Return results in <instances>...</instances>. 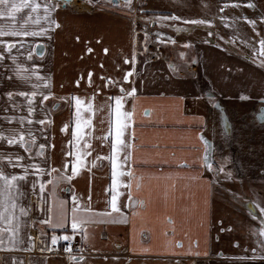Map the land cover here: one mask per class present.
Instances as JSON below:
<instances>
[{
  "label": "crops",
  "instance_id": "1",
  "mask_svg": "<svg viewBox=\"0 0 264 264\" xmlns=\"http://www.w3.org/2000/svg\"><path fill=\"white\" fill-rule=\"evenodd\" d=\"M61 1L31 0L35 12L0 17L5 32L38 33L0 36V171L25 176L11 192L0 181V264H264V0H242L257 41L245 25L216 42L193 33L187 63L145 45L132 9L112 8L125 0ZM117 96L132 118L122 137L130 147L115 153L125 174L114 211ZM20 135L24 145L8 144ZM74 207L86 221L75 232Z\"/></svg>",
  "mask_w": 264,
  "mask_h": 264
},
{
  "label": "rangeland",
  "instance_id": "2",
  "mask_svg": "<svg viewBox=\"0 0 264 264\" xmlns=\"http://www.w3.org/2000/svg\"><path fill=\"white\" fill-rule=\"evenodd\" d=\"M61 2L66 5L65 1ZM79 2H73L74 9L80 8ZM125 7L134 11H130V18L135 29L143 34L145 45L152 41L161 56L180 63L193 59L191 51L182 48L184 44L193 42V33L196 38H209L216 42L225 38L226 31L231 27L245 25L251 29L256 41L259 37L255 14L242 0H131V7ZM147 7L151 12L145 11ZM193 20L210 23H190Z\"/></svg>",
  "mask_w": 264,
  "mask_h": 264
},
{
  "label": "snow or ice",
  "instance_id": "3",
  "mask_svg": "<svg viewBox=\"0 0 264 264\" xmlns=\"http://www.w3.org/2000/svg\"><path fill=\"white\" fill-rule=\"evenodd\" d=\"M125 5L128 6L129 8L131 7V0H125ZM250 7L254 6V5H249ZM40 7L39 4H35V3H32L31 0H21L20 3H16L15 0H0V17H4V16H7V17H10L12 18L13 21H15V15L16 13H18L22 8H31L32 9V12H35L38 8ZM47 12H48V8L46 7L45 8V19H47ZM31 17H29L30 19ZM167 19V18H165ZM171 19H179V17H171ZM28 21L25 20L24 23L26 24ZM50 23H55L54 21H50ZM190 23H193V24H205V23H210V21H205V20H193V21H190ZM58 26V25H57ZM2 35H12V36H17V35H22V36H28V35H38V33L36 32H28L26 30H19V31H16V30H10L8 32H5L3 29H0V36ZM260 44H261V50H262V53H264V40L260 41ZM9 51L11 50V45H9ZM91 75V74H89ZM131 75V73H128L126 76H124V79L127 80L128 79V76ZM121 92L122 93H125L126 95H133L135 93V89H131V91H127L125 89H121ZM9 96H11L12 94L9 93L8 94ZM19 95L21 96H25L26 93H19ZM36 93L33 92L32 93V96H35ZM243 98V97H242ZM44 99H48L47 96H44ZM32 101H31V98H29V104H31ZM75 104H76V108H77V115L79 116V111H80V108H81V105H82V101L79 99V98H75ZM89 109L91 108V104H89ZM121 108H122V97L121 96H117L115 98V114H116V122H115V141L112 145V150H113V155L110 157L111 159V162H112V185H111V192H112V196H111V207L114 211H119V209L117 208V196H118V193H117V187H118V181H117V177L120 176V175H124L125 173L119 171L118 169L120 168V165L118 164L117 162V156L115 155V153L117 152L118 150V146L120 145H125V141L122 139V137L124 136V132L125 130L128 128V125L131 121V118H132V112H123L121 111ZM32 111V108L30 107L29 108V112ZM31 122V121H29ZM40 123H43V121H40ZM81 128H82V124L80 122V120L78 119L77 120V123H76V129L73 133V135L79 139V136H80V132H81ZM5 137L3 136L2 133H0V139H4ZM201 140L205 142V155L203 157V161H204V165L209 169L211 170V163L209 161V158H208V145H207V141L204 140V137H201ZM19 142L21 145H24L25 144V140H24V137L23 135H20L19 138H18V141H17V137H11V138H8V144L9 145H12V144H15ZM126 147H130V145H125ZM44 146L41 145V148H43ZM27 151V148L25 149ZM18 160H22L23 157L20 156V157H17ZM81 159V156L79 153H77V163H74L73 166H72V174L75 175L77 173V164L79 163ZM129 159V156H125L124 157V160L125 162H127V160ZM66 166V165H65ZM33 167H35V165H33ZM56 169H53V171H55ZM222 171V169H221ZM27 172V169H25V173ZM127 175L129 177H132L133 176V173L131 170H129L127 172ZM25 176L24 175H21V176H16V175H12L10 178L8 176H6L2 171H0V181H3L4 182V187L9 191L11 192L12 189H14L16 187L15 185V181H17L18 179H24ZM64 179H71V177H68V176H65ZM128 187L130 188L131 185L129 184ZM44 191V184L41 183L40 184V192L42 193ZM129 200H131L132 198V194L131 192L129 191ZM75 199V197H74ZM12 207L15 208L16 207V204L15 202L13 201L12 203ZM7 210V206H5V211ZM21 213L22 214H26L25 213V210L23 208L20 209ZM77 211L78 209L77 208H73L72 209V221H71V227H72V230L73 232L76 231V229L80 228L84 223H86L85 219L83 218H79L77 216ZM4 217V212L3 211H0V220H2ZM11 221L9 220V223ZM44 223H48V221H43ZM57 226H60V225H57ZM9 231L12 233V236L10 237V239H12L14 241L15 239V229H9ZM260 235H264V227H262L260 230ZM57 237L56 236H53L52 237V243L55 244L56 241H57ZM64 240H69L70 237L69 236H64L63 237ZM0 243H3L2 240H0ZM65 251H70V249L68 248H65ZM73 259H75V257H73ZM82 259V258H81Z\"/></svg>",
  "mask_w": 264,
  "mask_h": 264
},
{
  "label": "built area",
  "instance_id": "4",
  "mask_svg": "<svg viewBox=\"0 0 264 264\" xmlns=\"http://www.w3.org/2000/svg\"><path fill=\"white\" fill-rule=\"evenodd\" d=\"M79 245H80V242L76 238L71 240L70 242L67 243L65 247V248L70 249V251H67L66 253L69 254V253L75 252L78 249Z\"/></svg>",
  "mask_w": 264,
  "mask_h": 264
},
{
  "label": "trees",
  "instance_id": "5",
  "mask_svg": "<svg viewBox=\"0 0 264 264\" xmlns=\"http://www.w3.org/2000/svg\"><path fill=\"white\" fill-rule=\"evenodd\" d=\"M112 8H117V11L120 12H127V7H125L123 4L112 5Z\"/></svg>",
  "mask_w": 264,
  "mask_h": 264
},
{
  "label": "water",
  "instance_id": "6",
  "mask_svg": "<svg viewBox=\"0 0 264 264\" xmlns=\"http://www.w3.org/2000/svg\"><path fill=\"white\" fill-rule=\"evenodd\" d=\"M66 3H69L70 0H64Z\"/></svg>",
  "mask_w": 264,
  "mask_h": 264
},
{
  "label": "flooded vegetation",
  "instance_id": "7",
  "mask_svg": "<svg viewBox=\"0 0 264 264\" xmlns=\"http://www.w3.org/2000/svg\"><path fill=\"white\" fill-rule=\"evenodd\" d=\"M65 4H67V3H65ZM69 4V3H68ZM118 4V3H117ZM69 254H72V253H69Z\"/></svg>",
  "mask_w": 264,
  "mask_h": 264
}]
</instances>
